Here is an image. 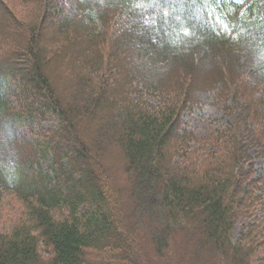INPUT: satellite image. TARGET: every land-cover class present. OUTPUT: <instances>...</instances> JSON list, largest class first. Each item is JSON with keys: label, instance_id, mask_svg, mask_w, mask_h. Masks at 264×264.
I'll return each instance as SVG.
<instances>
[{"label": "trees", "instance_id": "trees-1", "mask_svg": "<svg viewBox=\"0 0 264 264\" xmlns=\"http://www.w3.org/2000/svg\"><path fill=\"white\" fill-rule=\"evenodd\" d=\"M16 1L37 7L22 27L0 0V200L24 208L0 230V264H150L147 243L167 264H264V179L248 153L264 151V0ZM19 29L23 48L11 41ZM53 61L59 78L84 70L70 102ZM139 85L161 104L132 99ZM224 94L234 130L200 141L182 128L184 110ZM95 121L106 123L90 144ZM110 143L130 178L120 207L102 163Z\"/></svg>", "mask_w": 264, "mask_h": 264}, {"label": "rangeland", "instance_id": "rangeland-1", "mask_svg": "<svg viewBox=\"0 0 264 264\" xmlns=\"http://www.w3.org/2000/svg\"><path fill=\"white\" fill-rule=\"evenodd\" d=\"M6 2L9 4V7H11V10H13L14 14L17 16V23H19L22 27L24 24H32L35 21L34 17V9L37 6L33 7H23L22 4L19 1L16 0H6ZM69 5L73 6L75 5V1L70 0ZM32 13L33 16L30 15ZM23 33L26 34V36H23ZM12 43L20 45L19 47L23 48L24 43L26 39L29 37L27 32L25 30H17L12 32ZM67 64H70L67 62ZM53 67L51 66L49 69V72L53 76V84L55 88H57V92L60 97L65 102L71 101L70 92L75 90V83L72 82L75 79V72L80 74L81 72L84 73L83 68L81 71L76 70L74 72V69H71V74H68L71 76V78L65 79L59 78L60 74H62V70L59 69V64L56 61H53ZM71 65V64H70ZM77 67L78 64H72ZM68 67V66H67ZM60 71V72H59ZM66 72H68L66 70ZM67 74V73H66ZM100 78H98V84H99ZM131 93L132 99L145 103L146 106L149 105V108L158 107L161 102L162 98L159 95V92L156 90H153L152 88L149 89L145 85H139V87L134 88L133 91H129V94ZM257 94L259 96L264 97V85H262L259 90L257 91ZM221 96L218 99V95H215L216 99H212L209 103L202 104L199 106H189L186 110L183 111L181 120H182V128L186 130L187 132L192 133L194 136L198 138V140L201 141V139H204L205 141L211 140V136H215L218 132H226L228 130H234V121L233 117L229 112L228 106H232L233 101L229 94V96ZM142 98V99H141ZM70 100V101H69ZM11 102H14L12 99ZM235 104V103H234ZM41 122V126H51L55 124V121L52 117H49V119L39 120ZM39 122V123H40ZM106 122L100 121L96 123L93 122L89 129H85L84 137L87 140L88 143L92 144L94 143L97 138L99 137L98 128L100 124H104ZM38 128L40 125H36ZM38 128L35 130L37 131ZM17 137L18 139H31L32 134L25 126H19L17 129ZM103 139V138H101ZM199 141V142H200ZM247 143V141H246ZM248 144V143H247ZM187 149L190 148V151H193L194 149L198 148L199 145H194V142H190L187 146ZM212 147V146H211ZM107 150L105 149L104 156L102 158V163L104 166V170H106V178L105 181L107 182L106 186L109 189H112L113 193L115 194V205L116 207H120V205L123 203L126 204L127 197H128V191L130 190V178L128 176L127 167H126V160L121 152L119 146L115 143H110L106 145ZM208 149V148H207ZM249 155L251 156V159L254 161V170H255V178L264 179V151L261 150V148L257 144H250L249 145ZM262 189L258 191L260 195H263L262 190H264V187L261 186ZM108 189V190H109ZM118 193L119 198H118ZM121 200V203H120ZM23 206L22 203L18 200L16 195L11 193H5L2 195V198L0 200V230H8L13 223L17 220L18 217L21 216L23 213ZM260 217L256 218H249V219H243L238 223L236 226L234 233H233V240L234 242H238L241 235L245 232H249L250 226L254 223L259 222ZM175 237V236H173ZM181 242H183L182 239H180ZM185 242V241H184ZM145 251L147 252L146 260L150 262V264H167L164 261L160 260L153 251V246H150L149 243L145 245ZM262 253L264 254V248L261 249ZM42 257L44 260H46L48 257L46 254H42ZM149 259V260H148ZM188 264V262H186Z\"/></svg>", "mask_w": 264, "mask_h": 264}]
</instances>
